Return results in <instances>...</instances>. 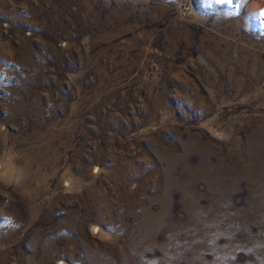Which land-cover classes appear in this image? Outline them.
<instances>
[{"label":"rangeland","instance_id":"1","mask_svg":"<svg viewBox=\"0 0 264 264\" xmlns=\"http://www.w3.org/2000/svg\"><path fill=\"white\" fill-rule=\"evenodd\" d=\"M264 0H0V264H264Z\"/></svg>","mask_w":264,"mask_h":264},{"label":"snow or ice","instance_id":"2","mask_svg":"<svg viewBox=\"0 0 264 264\" xmlns=\"http://www.w3.org/2000/svg\"><path fill=\"white\" fill-rule=\"evenodd\" d=\"M216 3H230L231 0H215ZM262 15H264V13H261Z\"/></svg>","mask_w":264,"mask_h":264}]
</instances>
